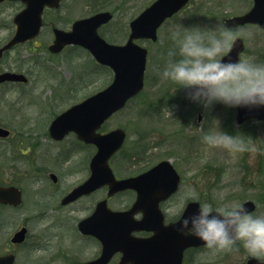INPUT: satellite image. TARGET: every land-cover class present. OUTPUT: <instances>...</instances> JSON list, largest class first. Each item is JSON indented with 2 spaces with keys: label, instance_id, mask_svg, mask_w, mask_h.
Instances as JSON below:
<instances>
[{
  "label": "rangeland",
  "instance_id": "obj_1",
  "mask_svg": "<svg viewBox=\"0 0 264 264\" xmlns=\"http://www.w3.org/2000/svg\"><path fill=\"white\" fill-rule=\"evenodd\" d=\"M153 1L63 0L59 10L47 12L46 25L40 37L18 48L21 61L30 63L21 68L30 82L29 85L20 86L19 92L7 93L6 97L3 92L0 93V127L12 131L8 140L0 142L1 148L7 149L0 156V182H14L22 187L23 204L18 209L8 208L2 211L0 243H8L15 231L26 224L31 233L28 240L30 244L35 237H43L48 227H61L62 221L76 226L93 207L89 200L61 209L59 200L52 196L55 194L43 187L46 184L50 189L51 180L44 175L45 170L42 168L60 175L56 187L63 191L83 181L87 174L85 175V167L81 164L73 167L80 171L69 177L62 168L60 174V170L52 166L55 158L57 160L56 149L70 146L73 140L70 137L64 144L56 145L46 138L42 140V134L48 133V126L54 115L106 87L111 76L106 70L98 69L93 60L81 50L62 54L56 58V66H52L47 51L54 39L52 27L68 30L75 20L108 10L114 13V20L100 34L112 43L123 44L130 32L129 23ZM252 6L253 0H191L183 12L166 22L159 30L158 42H139L149 51L145 89L139 98L108 120L101 130L102 133L117 128L127 131L125 147L110 162L118 175H134L152 164L171 159L187 179L190 169L193 168L196 172V186L190 187L185 182L175 200L177 205L181 206L187 198H191L190 191L194 190L197 201L208 203L214 209L252 200L257 204V211L253 215L264 216V123L249 121L242 126L238 125L237 106L222 102L205 106L200 101L184 96V87L162 75L165 67L179 58L177 44L186 35L199 34V38L207 43L219 37L218 26H224L226 19L243 15ZM21 9L19 3H6L0 7V43L11 33L9 27L11 28L15 15ZM230 32L235 39H244L245 52L241 61L264 64V31L261 28L248 25ZM14 56L15 53L9 56L2 67H8L9 63L12 67H18L20 64L12 63L11 58ZM50 67L56 69L50 70ZM84 74L94 75L79 80L81 89L76 94L71 91L74 97L70 99L67 84ZM220 132L243 141L246 149L238 151L209 147L203 142L202 137L206 133ZM30 138H36L43 146L36 154L26 152L23 155L19 151V145L22 143L21 147L26 146ZM146 147L151 148L147 153L143 150ZM80 156V153H75L68 161L69 164L77 162ZM82 157L83 155L79 159L82 160ZM33 162H36L35 167ZM242 163L256 169L254 188L243 186L239 181ZM49 194L51 195L47 197ZM52 197L53 202L50 201ZM42 216L44 217L41 218ZM62 231L70 242H76L77 234L72 227L66 225ZM39 241L47 242L42 239ZM55 242L61 243L60 240ZM26 256L25 249H22L19 252V264H39L34 256ZM197 264H246V260L244 252L237 249L231 252L207 250L197 253Z\"/></svg>",
  "mask_w": 264,
  "mask_h": 264
},
{
  "label": "water",
  "instance_id": "obj_2",
  "mask_svg": "<svg viewBox=\"0 0 264 264\" xmlns=\"http://www.w3.org/2000/svg\"><path fill=\"white\" fill-rule=\"evenodd\" d=\"M3 1L5 0H0V3ZM20 1L26 4V8L15 18L17 32L5 49L37 37L43 25L44 9L59 8L61 3V0ZM188 1L157 0L132 22V34L124 46L110 44L99 36V27L112 19L111 13L106 12L76 21L69 32L55 28V41L49 48L52 53H59L68 45L82 46L89 50L100 64L114 71V80L109 87L58 116L50 126V134L55 139H62L66 134L74 132L81 140L95 144L99 149L91 162V177L64 199L63 204L105 185L110 186V194L129 188L138 191V200L130 211L112 212L107 209L106 202H103L91 218L80 224V228L94 227L97 231L95 235L105 244H131V250L138 253V256H135L137 264H181L182 252L186 248L205 244L194 236L181 235L177 231L179 222L167 227L163 224L158 203L175 192L179 183V177L170 163L163 162L149 173L137 178L117 181L109 166V160L122 148L126 133L122 129H117L101 135L98 130L144 88L148 50L137 45L135 40L144 38L157 41L160 26L168 17L182 9ZM254 2V7L249 13L228 19L225 26L235 29L245 24H259L264 29V0H254ZM243 50L244 41L237 39L223 60L238 62ZM1 53L2 51L0 56ZM5 80L25 81L26 79L21 75L8 73L0 77V82ZM184 93L191 95L192 90L185 89ZM250 119L264 121V105H238V123L243 124ZM8 135L9 131L0 128V137ZM167 170L174 175L171 181H168ZM148 195H154L152 201L148 200ZM21 202L22 192L18 188L0 187V204L16 207ZM143 206H148V215H145L141 221H136L134 215L142 211ZM199 207V203L189 204L181 219L192 215ZM243 207L250 213L255 210L252 202L244 204ZM143 229L154 230L155 235L146 240L132 237V232ZM25 234L26 229H22L12 242H23ZM142 252H147L148 255H141ZM13 259V256L0 258V264H13ZM248 264L264 263L252 259Z\"/></svg>",
  "mask_w": 264,
  "mask_h": 264
},
{
  "label": "flooded vegetation",
  "instance_id": "obj_3",
  "mask_svg": "<svg viewBox=\"0 0 264 264\" xmlns=\"http://www.w3.org/2000/svg\"><path fill=\"white\" fill-rule=\"evenodd\" d=\"M6 3H9V4L19 3V4H21L22 9L24 8V5L19 1L18 2H4V3L0 4V7L5 5ZM189 5H190V3H189ZM188 6H186L183 10H181L179 13H177L174 17H176L181 12H183ZM174 17H172L171 19H173ZM171 19H168L166 22H168ZM106 26L107 25L103 26L100 30H102ZM11 28H12V30H11ZM11 28L9 27V30L11 33L5 37L3 42L0 43V48H2L6 43L10 42L11 39L13 38V34L16 30V26L14 24V21H12ZM129 34H130V32H129ZM20 46L21 45H17L15 47H13L12 49L3 53V56L0 59V76L4 73H8V72L18 73V74L25 75L27 77L28 81L26 83H24V82H8V81L0 83V93L3 92L4 97H6L7 93H9V92H19L20 86L29 85V82H30V80H29L28 76L26 75L24 69H21L23 66L30 65V63H28V61H27L25 64V62L21 61V59H20L21 55H20V52L18 50V48ZM13 53H15V56L11 58L12 63H14L16 65L17 64H20V65L18 67H12L11 64L9 63L8 67L3 68L2 67L3 62L6 59H8L9 56H11ZM50 58H51L50 61H54L55 55H51ZM34 63L35 62L33 61L32 64H34ZM56 75H58V73H56ZM79 86H80V84H74L72 88H69L68 92H69L71 98L74 97V95L72 96L71 91H74L76 94V92H78L81 89V88H79ZM42 135L44 136V137H42V140L44 138H46L52 144H56V145L57 144H64L67 141V139L70 137L73 140V143L70 146L56 149V150H58V151H56L57 160L55 158V162L53 163L54 165H52V166L57 167L58 170H60V174H61V168H62L64 171V174L69 177V176L73 175L74 172L80 171L79 169L73 168L75 165H80V164L83 167H85V169L83 171H85V175L87 174V176L85 177V179L83 181L81 180L80 182H78L73 187H70L69 189H67V190L65 189L63 191L62 188L56 187L58 185L59 180H60V175L57 172H54L53 170L48 171L47 168H42L45 170L43 172L44 175H47L48 178L51 180L50 189H49V185L47 186L46 184L43 187H47V190L49 191V193L51 191V192H53V194H55L52 196L56 197V199L59 200V206H60L59 208H61V209L68 208V207L74 205L75 203L88 202L89 200H91V202L93 203V207H91L92 209H91V211L88 212V215L85 216L84 218H82L77 223L76 226L69 225L68 222L62 221L63 223L62 222L60 223L62 225L61 227H57L55 225L48 227L46 229L47 232H44L43 237H35L34 241L30 244H28V240L31 237V233H30L29 227L26 224H24L28 230L25 237H24V241L17 243V244H13L12 242H10V240L8 243H3V242L0 243V258L12 255V256H14V264H19V262H18L19 252L22 249H25L26 255L27 256H34V258L37 260L36 262H38L39 264H134V262H136V260L133 258V256L138 255V253H133V251L130 250V244H128V243L118 244V245L117 244H105L101 241L99 236L95 235L97 233V231H95L94 227H82V228H80V224L83 223L87 218H89L91 215L94 214L97 206L102 201L107 200L108 208H110L113 211H129L138 199L137 191L134 189H127L124 191L117 192L116 194H113L110 196L109 195V192H110L109 186H104L100 189H97L93 192H90L89 194L82 195L78 199H76L75 201H73L67 205H64L63 200L66 199L69 196V194H71L73 192V190H75L76 188H78L79 186L84 184L89 179V177L91 176V161H92L93 157L97 154L98 148L94 144L85 143V142L81 141L76 134H69L61 140L54 139L51 136V134H42ZM9 138L10 137L0 138V142H4V141L8 140ZM28 143L29 144H27L24 147L20 146V145H22V143L19 145V151L23 155L26 152H30L32 155L36 154V152H38L43 146L41 143L37 142L36 138H30ZM5 150L6 149L4 147L1 148V144H0V156L4 154ZM143 150L146 151V153H147L149 150H151V148L146 147ZM75 153H77V154L80 153V155L81 156L83 155V157H82V160H80L79 159V158H81V156H80L78 158L77 162L72 163V165H71V164H69L68 161H70L72 159V157L74 156ZM84 160H85V162H83ZM162 161H164V160H162ZM162 161H160V162H162ZM170 161L172 162L171 159H170ZM160 162H158L156 164H152V165L148 166L147 168H145L142 172L136 173L134 175L120 176L115 171H114V173H115L116 178L118 180L125 179V178H135L139 175H143V174L149 172L154 167H156ZM172 164L180 176L179 188L174 194H172L171 196H169L168 198H166L164 200H161L158 204V207L164 216V224L166 226L178 222L181 219L186 207L191 202H198V203H200V205L203 204L201 201L193 200L191 198H187L181 206L176 204L175 200L177 197H179V194H180L183 186L185 185V182L186 183L188 182L190 187L196 186V175H195L196 172L194 170H192L193 168L190 169V171L188 172V179H187L186 176L181 173V171L176 167V165L173 162H172ZM33 165L35 167L36 162H33ZM66 165H68V166H66ZM33 169H35V168H33ZM255 172H256V169L254 167L250 166L249 164L242 163V166L240 168L239 181L243 184V186H253V188L256 186V183H255L256 173ZM167 176H168V181H171L172 173L167 172ZM158 188H159V186H158ZM58 190H60V191H58ZM100 194H103V195L100 196ZM50 195L51 194H49L47 197H49ZM148 197L151 199L154 196L148 195ZM124 200H126L125 203H122V201H124ZM50 201L53 202V197H52V199H50ZM246 201H248V200H246ZM244 203H242V204H244ZM57 207H58V205L53 207V209L57 208ZM178 209H183V211L180 213V215H174V212ZM144 214H145L144 212H140V213L136 214V216H135L136 220H141L144 217ZM252 214H254V213H252ZM43 217L44 216H42L41 218H43ZM46 217L47 216L45 215V218ZM58 225H59V223H58ZM66 225H68V227H72L75 230V233L77 234L75 243L70 242L69 237L64 235V232L62 231V229L66 228ZM49 230L51 231L50 233H49ZM153 235H154V232L144 230V231L135 232V233H133L132 236H134L138 239H144V238H150ZM40 239L47 241V242L40 243V241H39ZM58 240H60L61 243L55 242ZM235 249L244 252L245 260H246V264H247L248 260L251 257L247 254V252L243 248L242 244H238ZM207 250H209V249L206 247V245L200 246V247H190V248L186 249L183 252L182 264H197V253L205 252ZM141 255L147 256L148 253L142 252Z\"/></svg>",
  "mask_w": 264,
  "mask_h": 264
},
{
  "label": "clouds",
  "instance_id": "obj_4",
  "mask_svg": "<svg viewBox=\"0 0 264 264\" xmlns=\"http://www.w3.org/2000/svg\"><path fill=\"white\" fill-rule=\"evenodd\" d=\"M219 37L207 43L199 34H188L177 44L178 59L170 62L162 75L174 84L192 90L190 96L208 106L222 102L230 106L264 105V64L223 60L235 37L225 26H218ZM202 140L209 147L244 151L243 141L224 133H206ZM190 197L196 200L195 191ZM178 209L174 215H180ZM181 235L194 236L213 252H231L242 244L247 254L264 262V216H254L241 204L213 208L208 203L179 221Z\"/></svg>",
  "mask_w": 264,
  "mask_h": 264
},
{
  "label": "trees",
  "instance_id": "obj_5",
  "mask_svg": "<svg viewBox=\"0 0 264 264\" xmlns=\"http://www.w3.org/2000/svg\"><path fill=\"white\" fill-rule=\"evenodd\" d=\"M101 69H104L103 67H100Z\"/></svg>",
  "mask_w": 264,
  "mask_h": 264
}]
</instances>
